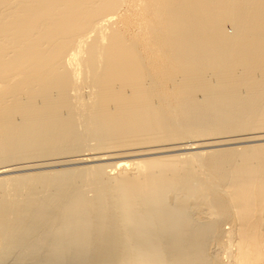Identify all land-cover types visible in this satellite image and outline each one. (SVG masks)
Segmentation results:
<instances>
[{"label": "bare ground", "instance_id": "bare-ground-1", "mask_svg": "<svg viewBox=\"0 0 264 264\" xmlns=\"http://www.w3.org/2000/svg\"><path fill=\"white\" fill-rule=\"evenodd\" d=\"M0 264H264V0H0Z\"/></svg>", "mask_w": 264, "mask_h": 264}, {"label": "rangeland", "instance_id": "rangeland-1", "mask_svg": "<svg viewBox=\"0 0 264 264\" xmlns=\"http://www.w3.org/2000/svg\"><path fill=\"white\" fill-rule=\"evenodd\" d=\"M227 29H228V31H231V29H229V27H227ZM107 162L111 163V161H107ZM109 163H107V164H109ZM25 173H26V172H25Z\"/></svg>", "mask_w": 264, "mask_h": 264}]
</instances>
